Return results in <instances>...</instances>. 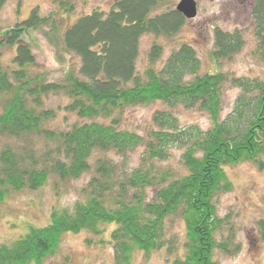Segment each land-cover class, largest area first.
I'll use <instances>...</instances> for the list:
<instances>
[{
    "label": "trees",
    "instance_id": "trees-1",
    "mask_svg": "<svg viewBox=\"0 0 264 264\" xmlns=\"http://www.w3.org/2000/svg\"><path fill=\"white\" fill-rule=\"evenodd\" d=\"M6 1L0 0V9ZM77 2L52 0L49 13L35 7L0 31V55L5 47L14 52L10 62H0V136L15 141L0 150V204L53 177L89 175L70 207L53 208L46 225L0 243V264H41L65 234L81 231L98 237L86 238L88 244L110 245L115 264H133L138 251L146 259L164 251L168 264H218L216 250L237 249L231 238L217 239L226 220L217 214L216 199L232 187L226 167L249 162L264 169V78L200 72V59L186 42L156 66L163 52L156 39L138 70L141 36H173L183 14L164 7L166 0H116L107 10L94 8L70 20ZM250 13L263 52L264 0H253ZM37 31L55 44L60 31L62 48L79 58L78 67H66L58 80L36 69L24 38ZM213 35L214 62L244 45L238 29L215 27ZM227 84L239 92L222 116ZM54 96L64 104L48 106ZM155 102L165 107L153 111L144 133L121 125L128 108ZM177 106L205 111L211 125H181L170 110ZM61 109L65 126L47 127ZM172 149L180 150L182 173L163 165ZM174 217L181 233L170 226Z\"/></svg>",
    "mask_w": 264,
    "mask_h": 264
},
{
    "label": "rangeland",
    "instance_id": "rangeland-1",
    "mask_svg": "<svg viewBox=\"0 0 264 264\" xmlns=\"http://www.w3.org/2000/svg\"><path fill=\"white\" fill-rule=\"evenodd\" d=\"M116 0H78L77 9L70 20L79 15L92 11V9H109ZM180 0H166L164 7H176ZM196 14L186 18L180 30L171 37L144 34L139 40V53L137 69L141 70L147 65V52L153 39L163 45L161 59L156 66L167 57L173 48L182 42L189 43L200 59V72L214 69L236 76L264 78V51L256 47L254 37V24L251 18L253 0H194ZM37 7L41 13L46 14L52 10V0H7L0 9V31L15 21L28 16L30 11ZM233 31L238 29L243 38V47L229 59L217 62L211 60L209 53L214 46L213 29ZM48 27H44L43 31ZM43 31L31 33L24 40L30 45L35 56V68L48 73L50 80L60 79L66 67H78L79 58L68 53L60 43V31L57 44L50 42ZM12 48L5 47L0 55V62L8 63L13 56ZM239 90L233 86L225 85L223 92L222 113H228ZM62 96L50 97L48 106L63 105ZM161 102L149 105L128 108L122 116V126L138 133H144L150 123L153 111L164 109ZM170 109V108H169ZM179 119L181 125L197 124L202 128L211 125L205 111L199 109H185L177 106L170 109ZM63 110H57V115L50 120L47 127L61 128L65 124ZM73 117V115H69ZM66 118V117H65ZM68 118V117H67ZM15 141L0 136V150L6 144ZM40 144V143H39ZM140 151L132 153L133 163L138 161ZM163 165L171 166L176 172L182 173L180 163V150L172 149L171 157ZM226 174L231 182V189L220 194L216 199L218 216L225 218L226 224L221 229L217 239L231 238L232 247H237L230 253L214 252V259L218 264H264V240L261 230L264 231V169H258L254 164L243 162L227 166ZM89 175L84 174L76 179L60 181L51 178L40 189L35 191H19L10 194L0 204V243H7L24 234L30 226L46 225L53 208L70 207L79 197L80 190L87 182ZM58 192H57V189ZM174 220V221H173ZM169 221L172 230L181 233L182 223L178 217ZM178 233V234H179ZM222 233V234H221ZM86 238L95 242L97 236L89 232L67 233L55 253L49 255L41 264H115L113 249L110 245L88 244ZM106 238V235L102 236ZM133 264H168L164 251L154 252L147 259L138 251Z\"/></svg>",
    "mask_w": 264,
    "mask_h": 264
},
{
    "label": "water",
    "instance_id": "water-1",
    "mask_svg": "<svg viewBox=\"0 0 264 264\" xmlns=\"http://www.w3.org/2000/svg\"><path fill=\"white\" fill-rule=\"evenodd\" d=\"M176 9L186 18L194 17L197 12L194 0H180L176 5Z\"/></svg>",
    "mask_w": 264,
    "mask_h": 264
}]
</instances>
